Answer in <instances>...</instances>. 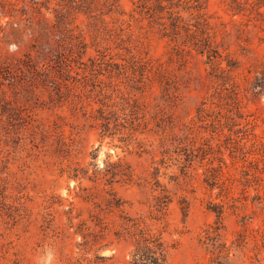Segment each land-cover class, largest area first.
I'll return each instance as SVG.
<instances>
[{"label":"rangeland","instance_id":"1","mask_svg":"<svg viewBox=\"0 0 264 264\" xmlns=\"http://www.w3.org/2000/svg\"><path fill=\"white\" fill-rule=\"evenodd\" d=\"M264 264V0H0V264Z\"/></svg>","mask_w":264,"mask_h":264},{"label":"trees","instance_id":"2","mask_svg":"<svg viewBox=\"0 0 264 264\" xmlns=\"http://www.w3.org/2000/svg\"><path fill=\"white\" fill-rule=\"evenodd\" d=\"M134 237L135 244L130 264L168 263V250L160 236L139 230Z\"/></svg>","mask_w":264,"mask_h":264}]
</instances>
